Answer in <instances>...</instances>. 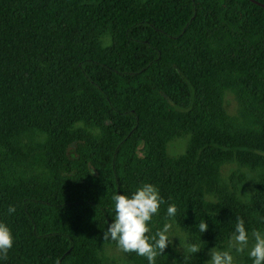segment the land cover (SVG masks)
Wrapping results in <instances>:
<instances>
[{"label": "trees", "instance_id": "obj_1", "mask_svg": "<svg viewBox=\"0 0 264 264\" xmlns=\"http://www.w3.org/2000/svg\"><path fill=\"white\" fill-rule=\"evenodd\" d=\"M143 183L201 248L156 264L264 232V0H0V264H148L103 239Z\"/></svg>", "mask_w": 264, "mask_h": 264}, {"label": "clouds", "instance_id": "obj_2", "mask_svg": "<svg viewBox=\"0 0 264 264\" xmlns=\"http://www.w3.org/2000/svg\"><path fill=\"white\" fill-rule=\"evenodd\" d=\"M112 200L115 202V216L112 223L107 226V230L103 232L104 241L110 239L123 252L135 253L146 258L148 264H156L157 257L162 256L172 243L169 232L178 212L176 204H169L167 207L163 228L150 234L151 229L148 225L152 217L158 214L160 206L165 203L157 186L143 183L131 196L114 194ZM7 211L8 214H12L16 211V207L9 205ZM197 227L201 233H204L209 226L205 220H201ZM252 237L254 243L249 249V233L245 228V222L241 217H236L235 230L230 237L227 250L211 248L208 253L210 259L204 264H235L232 252L242 254L246 249H249L248 255L253 264H264V232L254 230ZM13 245L14 236L11 228L0 222V259L8 258L9 250ZM183 252L184 259L191 254L200 253V244L186 243ZM56 264H60L59 259L56 260Z\"/></svg>", "mask_w": 264, "mask_h": 264}, {"label": "rangeland", "instance_id": "obj_3", "mask_svg": "<svg viewBox=\"0 0 264 264\" xmlns=\"http://www.w3.org/2000/svg\"><path fill=\"white\" fill-rule=\"evenodd\" d=\"M182 146H183L182 143H176V144L170 146V149H169L170 156H173V155H176V154L180 153L181 150H182ZM169 236H170V238H172V242L177 245V248L179 249V251L183 252L184 247H185V244H186V237H187L186 234L183 233L182 231L176 229V228H174V229L172 228V231L170 232ZM253 243H254V238L251 235L249 237V249L251 248V246H252ZM227 246L223 250H227ZM249 249H246L245 252L242 253V254H237L235 251L232 252V254L234 256L235 264H240V262H241V260H242L243 257L249 256L248 255ZM208 253H207L208 259H210V256H209ZM107 256L108 257H113L114 259H109V260L110 261L114 260L115 261V264H123V261L121 259H118L117 258V256H120V254H119L118 251H115V250H112L111 251L110 250L107 253ZM115 257L117 259H115Z\"/></svg>", "mask_w": 264, "mask_h": 264}]
</instances>
